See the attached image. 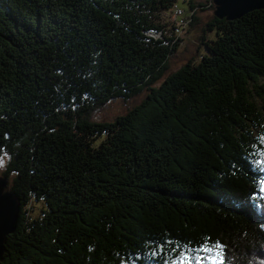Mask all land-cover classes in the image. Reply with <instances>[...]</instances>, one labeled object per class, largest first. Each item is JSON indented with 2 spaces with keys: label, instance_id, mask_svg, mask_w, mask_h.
Here are the masks:
<instances>
[{
  "label": "trees",
  "instance_id": "obj_1",
  "mask_svg": "<svg viewBox=\"0 0 264 264\" xmlns=\"http://www.w3.org/2000/svg\"><path fill=\"white\" fill-rule=\"evenodd\" d=\"M177 1L0 0L1 177L20 206L0 264H174L213 243L264 264V10L213 13L199 61L164 77L214 8ZM164 10L186 22L170 38Z\"/></svg>",
  "mask_w": 264,
  "mask_h": 264
},
{
  "label": "rangeland",
  "instance_id": "obj_2",
  "mask_svg": "<svg viewBox=\"0 0 264 264\" xmlns=\"http://www.w3.org/2000/svg\"><path fill=\"white\" fill-rule=\"evenodd\" d=\"M204 2L205 0H201ZM176 6L181 9L182 11L186 12L188 10V5L182 0H178L176 3ZM177 13V12H176ZM214 13V8H207L204 11H200L198 16V23L194 26V28H186L191 29L188 30V32H181L180 38L182 41L178 43V46L176 48L175 53L170 56L169 58V71L164 76L173 73L174 71L178 70L183 65L187 64L188 62L197 63L199 61V57L201 54L205 53V48L199 46V30L204 28L206 22L211 18V16ZM177 19L176 14L173 15V13L169 10H164L159 12L158 14L153 15L152 22L161 27L164 31V34L166 37L170 38L174 35L177 31ZM207 38H214L211 33L207 34ZM157 36V34H156ZM155 37V36H154ZM199 47V48H198ZM162 81V80H161ZM261 84L264 85V80L260 81ZM143 97L138 99L136 102L132 104H123L120 102H112L109 104L105 110L99 114L98 120L101 122H110L113 121L116 117L120 115H124L131 107L136 105ZM254 100L257 102L258 106L262 105L261 101L258 97H254ZM9 156L7 153H2L0 155V177L1 174L4 172L5 167L8 163ZM261 171L263 173V179H264V163L261 165ZM262 188H264V180L262 182ZM261 188V189H262ZM261 192L264 195V191L261 190ZM39 210V207H37V211ZM214 253L211 252H205V251H197L194 254L191 255H185L182 258H180L179 261L175 262L174 264H212V261L207 259V257L213 255ZM187 257V259H185ZM197 258H200L197 260Z\"/></svg>",
  "mask_w": 264,
  "mask_h": 264
},
{
  "label": "water",
  "instance_id": "obj_3",
  "mask_svg": "<svg viewBox=\"0 0 264 264\" xmlns=\"http://www.w3.org/2000/svg\"><path fill=\"white\" fill-rule=\"evenodd\" d=\"M214 16L234 21L255 10H264V0H212ZM8 182L0 177V262L3 261L5 238L14 233L20 206L7 187Z\"/></svg>",
  "mask_w": 264,
  "mask_h": 264
},
{
  "label": "snow or ice",
  "instance_id": "obj_4",
  "mask_svg": "<svg viewBox=\"0 0 264 264\" xmlns=\"http://www.w3.org/2000/svg\"><path fill=\"white\" fill-rule=\"evenodd\" d=\"M261 190L264 191V188ZM203 250L205 252L214 253L213 255L207 257V259L212 261V264H225L223 248L218 243H213L211 248H209L206 244ZM185 259H187V257H185ZM199 259L200 258H197V260Z\"/></svg>",
  "mask_w": 264,
  "mask_h": 264
},
{
  "label": "built area",
  "instance_id": "obj_5",
  "mask_svg": "<svg viewBox=\"0 0 264 264\" xmlns=\"http://www.w3.org/2000/svg\"><path fill=\"white\" fill-rule=\"evenodd\" d=\"M179 14H180V12L178 11V12L176 13V18L179 16ZM178 24H179L180 28L183 29V28L185 27V25H186V22H185L184 20H179ZM182 31H183V30H182ZM182 31H181V32H182Z\"/></svg>",
  "mask_w": 264,
  "mask_h": 264
},
{
  "label": "bare ground",
  "instance_id": "obj_6",
  "mask_svg": "<svg viewBox=\"0 0 264 264\" xmlns=\"http://www.w3.org/2000/svg\"><path fill=\"white\" fill-rule=\"evenodd\" d=\"M178 12V11H177Z\"/></svg>",
  "mask_w": 264,
  "mask_h": 264
}]
</instances>
